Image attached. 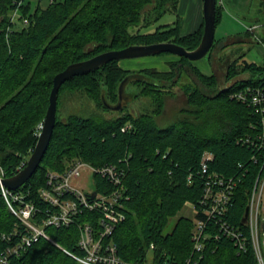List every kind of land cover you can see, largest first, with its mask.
<instances>
[{
    "label": "trees",
    "instance_id": "trees-1",
    "mask_svg": "<svg viewBox=\"0 0 264 264\" xmlns=\"http://www.w3.org/2000/svg\"><path fill=\"white\" fill-rule=\"evenodd\" d=\"M179 3L180 0H50L43 6L38 0L34 7L27 1L19 8L21 17L13 20L17 0H0V165L5 176L15 174L27 163L50 104L54 76L69 64L132 44L172 41L188 49L196 48L204 22L189 33L182 32L179 18L154 31L139 29L166 12L176 13ZM261 4L264 12V0ZM222 15L218 0L217 26ZM24 17L28 22H23ZM255 21L258 26L254 30L222 39L215 37L210 61L215 50L228 44H264V17H256ZM244 55L225 64L224 79L217 72L206 74L191 60L173 54L166 70H130L122 67L120 60H112L66 80L59 90L58 108L61 95L68 94L93 102L96 112L90 116L58 115L39 168L16 191L34 201L42 215L46 203L39 197V189L48 183L51 171L65 170L75 157L95 167L113 164L123 172L124 219L110 238L124 260L258 264L253 250L239 251L226 237L207 235L203 249L198 251L194 217L179 215L187 203L196 207L200 204L207 175L215 172L238 182L227 217L240 224L247 192L264 162V139L258 137L264 133V112L233 96L248 87L264 92V62L245 59L240 64ZM183 70H191L194 80L180 86ZM126 77L127 101L119 110L109 108L105 102H120L119 86ZM130 85L132 90H128ZM177 87L186 95V102L172 121L163 124L167 100L177 93ZM135 98L143 99V104L132 110L130 101ZM126 125L131 127L123 130ZM207 152L213 158L207 160L208 171L203 172ZM93 178L98 191L115 189L107 177L94 173ZM99 213L85 210L69 226H49V234L59 245L41 238L12 255L8 264H80L62 247L80 252V225L88 220L96 222ZM209 225L212 230L214 225ZM24 232L0 186V254L16 244Z\"/></svg>",
    "mask_w": 264,
    "mask_h": 264
},
{
    "label": "built area",
    "instance_id": "built-area-1",
    "mask_svg": "<svg viewBox=\"0 0 264 264\" xmlns=\"http://www.w3.org/2000/svg\"><path fill=\"white\" fill-rule=\"evenodd\" d=\"M221 1L224 3V0ZM17 2L18 7L13 14V20L21 17L19 8L26 1L17 0ZM23 22H28V19L24 17ZM233 96L259 106V109L264 112V92L261 89L248 87ZM130 127L131 125H126L122 129L126 130ZM258 137L264 139V133L258 134ZM261 145L264 146V144ZM212 158V153H205L202 161L203 172L208 171L207 160ZM84 171H88V174L98 173L107 177L115 189L110 192H100L95 187L93 191H85L80 182ZM48 175V183L39 189V197L46 203V210L44 214L41 212L42 215L39 213V206L34 201L26 200L25 193L9 189L0 183L9 208L21 220L25 228L20 240L8 246L0 254V264H8L12 255L19 254L41 238H47L59 245L51 237L47 228L49 226H69L85 210L98 211L100 215L96 218V222L88 220L80 225L81 231L78 238L80 252L62 247L78 263L176 264L169 259L127 261L118 254L117 246L110 238L116 225L124 219L121 209L124 197L123 172L119 171L116 165L95 167L81 157H75L69 161L65 170L51 171ZM3 177H5V172L0 165V179ZM237 187L238 182L233 177L227 178L215 172L208 173L200 204L197 207L191 204L195 212L193 230L195 247L198 251L202 250L203 241L207 235L215 239L226 237L234 242L239 251L253 250L258 264H264V162L260 173L247 192V206L240 217L241 225L232 223L227 217ZM94 191L96 194L92 196ZM246 212L247 217L244 221ZM210 223L214 225L212 230H210ZM151 246L154 247L153 244Z\"/></svg>",
    "mask_w": 264,
    "mask_h": 264
},
{
    "label": "rangeland",
    "instance_id": "rangeland-1",
    "mask_svg": "<svg viewBox=\"0 0 264 264\" xmlns=\"http://www.w3.org/2000/svg\"><path fill=\"white\" fill-rule=\"evenodd\" d=\"M31 1L32 5L35 7L38 4V0H25ZM50 0H40L41 4L43 6H46ZM263 0H250V3L247 5L246 9H231V10H224L225 18L220 22L216 28V38L222 39L227 38L230 35L238 34V32H245L247 29H249L250 26L254 25L255 18L259 16L264 17V12H261V6H262ZM193 15H189V7H185L182 11L179 10L175 12H166L163 14L159 19L152 22L148 26L140 27L141 32H148V31H154L158 28V26L163 24H172L174 23L178 18L181 22V28L182 32L187 31V26L190 24L192 20ZM254 23V24H253ZM164 27H162L163 29ZM257 28V27H256ZM255 28L251 29L254 30ZM249 48V49H248ZM247 51L246 55L240 58V64L243 63V60L247 59L248 61H255L259 64H262L264 62V54L262 53L261 48L258 46L255 42H238L231 44V46L222 49H217L213 53V57L215 58V61H210L211 59V51L203 58L195 61H191L194 66H197L202 70V72L206 74H211L213 72H217L221 79H224L225 76V69L226 65L225 62H223V56L225 55V52L234 51L236 53V57L242 54L243 51ZM217 56L219 58H217ZM173 54L171 53H160L155 55H149V56H143V57H137V58H131V59H121L120 65L126 69L130 70H139L142 68L147 67H155L157 69L166 70L170 68L171 61L173 60ZM186 62V61H185ZM194 80V77L188 73L187 70H183L181 79L179 81V85L182 86L186 82H191ZM133 86H128V90H132ZM177 93L170 97L167 100V105L164 111V114L162 115L161 123L168 124L170 121L174 119L176 116V113L181 106H183L186 102V95L184 92L177 87L176 88ZM131 106H137L143 104V99H132L130 101ZM96 112V107L93 102L89 101L88 99H85L83 97L81 98H71L68 97V94L61 95L59 108H58V115L62 118L66 117L70 113L79 114L82 116H90L93 115V113ZM110 115L115 113L109 112ZM43 124V123H42ZM41 124V125H42ZM41 128V126H40ZM80 182L82 183V186L84 187L85 191H93L95 189V181L92 174H88V171H84V174L82 177H80ZM179 215H185L194 217L195 212L191 205V203H187ZM177 220V217L173 218L171 220V223L169 225V229H171L175 222Z\"/></svg>",
    "mask_w": 264,
    "mask_h": 264
},
{
    "label": "water",
    "instance_id": "water-1",
    "mask_svg": "<svg viewBox=\"0 0 264 264\" xmlns=\"http://www.w3.org/2000/svg\"><path fill=\"white\" fill-rule=\"evenodd\" d=\"M216 9L217 0H203L204 30L199 45L194 49H188L185 46L172 41L151 44H132L122 49L104 51L88 59L73 62L69 64L64 70L58 72L53 79V88L50 94V104L34 150L29 156L26 165L22 169L11 176L3 177L0 179V183H3L9 189H18L24 185L39 168L53 136V131L58 116L59 90L66 80L76 75L99 69L101 66L112 60L131 59L165 52H169L180 57H185L191 61L199 60L205 57L214 45L217 28ZM128 80L129 77H126L120 83L119 103L111 105L105 102L109 108L119 110L122 107V99L125 90L124 86ZM95 194L96 191H94L92 196H95ZM246 217L247 212L243 218L244 221L246 220Z\"/></svg>",
    "mask_w": 264,
    "mask_h": 264
},
{
    "label": "crops",
    "instance_id": "crops-1",
    "mask_svg": "<svg viewBox=\"0 0 264 264\" xmlns=\"http://www.w3.org/2000/svg\"><path fill=\"white\" fill-rule=\"evenodd\" d=\"M249 3H250V0H224V3L221 0H219V4L223 7V15H222L221 22L225 18V15H224L225 9H227V10L246 9V7ZM185 7H189V15H193L190 24H188V26H187V31L185 32V33H189V32L196 30L197 28H199L200 25L204 22L203 0H180L179 10L182 11ZM254 23H253L254 25L258 26V24H256V21ZM238 33H240V32H238ZM244 42H248V41H244ZM257 44L261 48L262 53L264 54V44L258 43V42H257ZM229 46H231V44H228L226 47L221 48L220 51L222 49L229 47ZM246 53H247V51H245V50L242 52V54H245V55H246ZM235 55H236V53L234 51L225 52V55L222 57L223 62H225V64H226L228 61L236 59L237 57ZM215 58H213L212 61H215ZM217 58H219V57L217 56Z\"/></svg>",
    "mask_w": 264,
    "mask_h": 264
},
{
    "label": "flooded vegetation",
    "instance_id": "flooded-vegetation-1",
    "mask_svg": "<svg viewBox=\"0 0 264 264\" xmlns=\"http://www.w3.org/2000/svg\"><path fill=\"white\" fill-rule=\"evenodd\" d=\"M188 71V70H187ZM191 71V70H190ZM190 71H188L190 74H191V72ZM127 99H128V95H126V94H123V99H122V102H124V101H127ZM138 106H130V108L133 110V109H136Z\"/></svg>",
    "mask_w": 264,
    "mask_h": 264
},
{
    "label": "bare ground",
    "instance_id": "bare-ground-1",
    "mask_svg": "<svg viewBox=\"0 0 264 264\" xmlns=\"http://www.w3.org/2000/svg\"><path fill=\"white\" fill-rule=\"evenodd\" d=\"M217 3H218V0H217ZM256 27H257V25H253V26H251L250 29H253V28H256ZM40 131H41V130H40ZM33 150H34V149H33ZM23 167H24V166H23ZM23 167H22V168H23ZM22 168H21V169H22ZM5 177H6V176H5Z\"/></svg>",
    "mask_w": 264,
    "mask_h": 264
}]
</instances>
